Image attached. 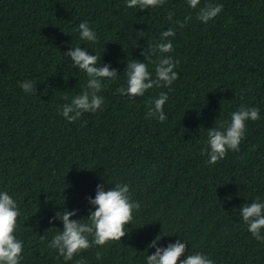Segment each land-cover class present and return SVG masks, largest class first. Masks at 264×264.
<instances>
[{
  "label": "trees",
  "instance_id": "16d2710c",
  "mask_svg": "<svg viewBox=\"0 0 264 264\" xmlns=\"http://www.w3.org/2000/svg\"><path fill=\"white\" fill-rule=\"evenodd\" d=\"M126 2L0 0V191L19 205L21 264H146L158 235L159 247L187 243L181 259L200 252L214 264H264V242L240 216L241 205L257 196L264 202V0H201L196 9L187 0H165L145 10ZM209 2L223 10L203 23L197 14ZM185 17L191 19L181 28L177 21ZM85 21L98 44L80 39ZM169 28L175 29L168 38L174 51L164 55L179 61L171 90L119 95L127 63L145 62L140 52ZM75 46L119 76L102 81L100 110L70 123L60 106L81 94L88 79L64 55ZM160 56L157 51L151 61ZM146 63L155 79L156 64ZM25 80L36 84V94L23 91ZM160 92L169 97L164 122L147 117ZM242 104L258 107L260 119L246 122L239 152L209 164L202 152L207 129L227 124ZM116 183L128 184L141 205L121 241L93 246L71 261L48 247L63 230L61 220L49 223L56 212L78 210L71 218L87 222L95 210L87 197H95L98 184L107 190Z\"/></svg>",
  "mask_w": 264,
  "mask_h": 264
},
{
  "label": "clouds",
  "instance_id": "9594fccd",
  "mask_svg": "<svg viewBox=\"0 0 264 264\" xmlns=\"http://www.w3.org/2000/svg\"><path fill=\"white\" fill-rule=\"evenodd\" d=\"M189 7L196 9L201 0H187ZM165 0H127L128 8L138 7L141 10L163 6ZM223 10L222 4L206 3L199 8L197 19L208 23ZM173 13H169V20ZM191 17H185L183 23L177 21L183 28ZM81 40L90 43H99V37L88 22H81L78 26ZM175 36V29L169 28L161 33L160 42L153 45L148 42L147 48L140 52L145 62L133 59L126 66V86H119L116 91L121 96L135 99L143 96L147 90L154 87H168L179 78L174 69L179 64L171 55H164L174 51V46L169 37ZM140 47L139 45H136ZM159 51L161 56L158 61H151L155 53ZM64 55L71 59L72 68L84 72L87 76V84L84 91L72 98L70 103L60 106L62 116L70 123H75L82 113H95L102 108L104 97L99 95L107 87L102 81H114L118 78V70L111 68L109 64L102 63L98 66L101 57L90 54L88 49L81 46L72 47ZM153 62L155 67V79L149 71L148 63ZM124 69V70H125ZM35 83L25 80L20 87L25 93L36 94ZM171 90V89H170ZM169 97L166 92H160L159 97L151 101L147 117L158 119L164 122L167 115L164 112V105ZM260 119L258 107L241 105L238 110L230 113V121L221 123L219 127L207 129V147L202 152L208 156L209 164H216L223 160L228 151L239 152L240 144L245 139L247 121ZM90 208L89 215L84 218L72 219L77 215L78 210L56 212L52 220L59 219L63 222V230L55 234L48 247L58 252L65 261H71L75 255L89 250L93 246L104 247L113 242H119L128 234L127 225L132 223L134 212L140 209V203L132 199L130 186L125 183H116L113 187L105 189L103 184H98L95 197H87ZM21 212L17 201L7 191H0V264H21L24 252V242L17 238L19 228L18 218ZM240 216L248 226V231L258 241L264 242V202L257 196L251 203H245L240 207ZM92 237L90 240L89 237ZM161 239L158 235L149 244L155 251L147 255L146 264H214L209 256L197 252L187 254V243L177 239L175 243H169L166 247L157 246ZM97 260L103 258L102 252H96ZM76 264H86L84 259H79Z\"/></svg>",
  "mask_w": 264,
  "mask_h": 264
}]
</instances>
